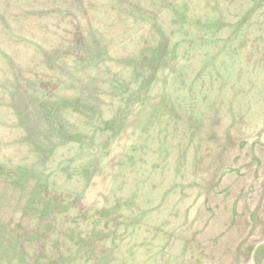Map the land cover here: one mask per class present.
<instances>
[{
	"label": "rangeland",
	"instance_id": "obj_1",
	"mask_svg": "<svg viewBox=\"0 0 264 264\" xmlns=\"http://www.w3.org/2000/svg\"><path fill=\"white\" fill-rule=\"evenodd\" d=\"M0 264H264V0H0Z\"/></svg>",
	"mask_w": 264,
	"mask_h": 264
}]
</instances>
